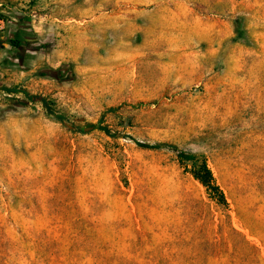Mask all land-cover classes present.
<instances>
[{
  "label": "rangeland",
  "instance_id": "374dc122",
  "mask_svg": "<svg viewBox=\"0 0 264 264\" xmlns=\"http://www.w3.org/2000/svg\"><path fill=\"white\" fill-rule=\"evenodd\" d=\"M0 264H264V0H0Z\"/></svg>",
  "mask_w": 264,
  "mask_h": 264
},
{
  "label": "trees",
  "instance_id": "16d2710c",
  "mask_svg": "<svg viewBox=\"0 0 264 264\" xmlns=\"http://www.w3.org/2000/svg\"><path fill=\"white\" fill-rule=\"evenodd\" d=\"M13 43H16V42H13ZM2 90L7 91L8 93L22 92L24 93L25 97L28 100L32 102L39 101L44 106V108L47 110L49 115L54 116V118L64 123L67 121L65 116L55 113L51 109L49 103L43 97L33 95L26 90H17L16 88L14 89L2 88ZM100 129L103 130L107 134L110 133V130L107 127H102ZM135 143L140 148H144V149H158L162 147H167L175 151L177 153L178 158L181 161L188 162L191 164V174L194 177V179L197 180L205 188L208 198L218 206H221V207L228 206L225 194L222 191V189L217 185L215 178L213 176V173L204 156L186 152L184 150H181L178 146L173 145V144H149V143L140 142L136 140H135Z\"/></svg>",
  "mask_w": 264,
  "mask_h": 264
}]
</instances>
